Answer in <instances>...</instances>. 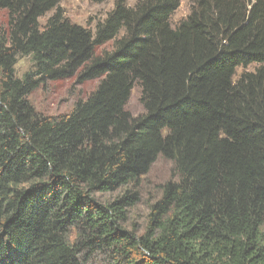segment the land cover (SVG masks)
I'll return each mask as SVG.
<instances>
[{"label":"trees","instance_id":"16d2710c","mask_svg":"<svg viewBox=\"0 0 264 264\" xmlns=\"http://www.w3.org/2000/svg\"><path fill=\"white\" fill-rule=\"evenodd\" d=\"M60 2L0 0V264H264V0H190L177 24L181 0H115L94 31ZM19 56L34 65L22 76ZM73 76L99 83L40 114L31 93ZM159 155L177 179L138 235L128 187Z\"/></svg>","mask_w":264,"mask_h":264},{"label":"rangeland","instance_id":"374dc122","mask_svg":"<svg viewBox=\"0 0 264 264\" xmlns=\"http://www.w3.org/2000/svg\"><path fill=\"white\" fill-rule=\"evenodd\" d=\"M136 0H129L130 4H134ZM115 0H107L102 3L93 0H61L60 7L71 22L83 25L92 29L96 28V24L104 20L107 14L114 8ZM191 9L190 0H181L179 8L172 17L173 24H177L181 19L186 17ZM50 12L46 16L40 18L41 24H45L48 17L52 15ZM9 15L5 9H0V27L8 26ZM114 47L113 41L97 47V54L100 55L105 51H110ZM258 65L252 64L247 68L239 67L237 69L238 76L245 70H254ZM34 68L30 56H19L16 64V71L19 76ZM99 80H89L80 83L77 76L66 79H58L48 81L34 90L29 99L35 109L46 116H59L69 112L79 100H85L90 93L97 87ZM127 110L132 116H139L145 112L142 103V89L136 85L131 93L127 103ZM177 179V172L173 162L162 155H159L152 164L149 172L141 177L138 184L133 183L128 190L132 193L135 190L139 193V201L129 210V218L125 226L136 234H144L149 223V214L151 207L161 198L163 187L170 181ZM122 192L116 191L108 193L105 199L117 198ZM262 236L264 239V227L262 228ZM90 264H110L107 258L100 254L94 253L91 256Z\"/></svg>","mask_w":264,"mask_h":264}]
</instances>
